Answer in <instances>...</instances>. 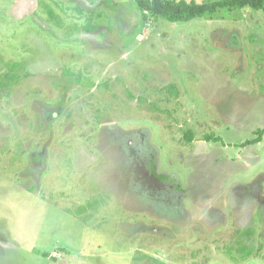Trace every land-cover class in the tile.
Wrapping results in <instances>:
<instances>
[{"label":"rangeland","instance_id":"obj_1","mask_svg":"<svg viewBox=\"0 0 264 264\" xmlns=\"http://www.w3.org/2000/svg\"><path fill=\"white\" fill-rule=\"evenodd\" d=\"M262 129L264 10L0 0V264H264Z\"/></svg>","mask_w":264,"mask_h":264},{"label":"trees","instance_id":"obj_2","mask_svg":"<svg viewBox=\"0 0 264 264\" xmlns=\"http://www.w3.org/2000/svg\"><path fill=\"white\" fill-rule=\"evenodd\" d=\"M139 7L155 16H162L169 21L191 20L195 17L213 14L220 9H244L264 10V0H214L197 2L195 0H136ZM52 14V11H50ZM91 31L90 26L86 27ZM264 129L260 130V136L248 141V144L261 142Z\"/></svg>","mask_w":264,"mask_h":264}]
</instances>
